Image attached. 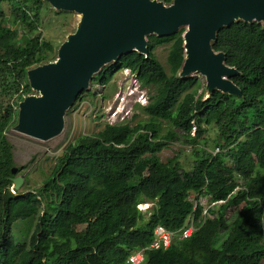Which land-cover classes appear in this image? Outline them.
<instances>
[{
	"label": "trees",
	"instance_id": "trees-1",
	"mask_svg": "<svg viewBox=\"0 0 264 264\" xmlns=\"http://www.w3.org/2000/svg\"><path fill=\"white\" fill-rule=\"evenodd\" d=\"M8 1L16 6L28 32L38 28L41 9L50 4ZM4 18L0 8V264H129L134 250L153 241L158 224L177 231L191 215L201 219L196 231L187 238L176 236L166 249H147L143 264H262V23L235 21L213 42L215 50L226 54V64L238 69L231 79L241 95L215 89L204 98L206 91L198 94L201 82L195 76L180 75L185 28L168 36H148L149 56L125 53L92 81L108 86L116 72L129 68L150 90L148 103L140 105L149 119L107 123L96 133L78 136L67 144L42 187L19 192L13 187L15 159L6 131L16 121V105L33 92L28 70L52 61L55 48L41 34L29 36L7 27ZM165 42L171 43L169 70L154 52ZM209 127L217 133L214 139L205 136ZM176 140L199 145L192 169H183L175 157L161 159L160 152ZM212 144L220 150H210ZM227 156L232 164L226 162ZM238 175L245 179L239 189ZM192 192L223 202L203 218L202 206L193 209ZM147 202L153 205L146 217L139 205ZM40 203L44 209L34 230L29 236H15L14 224L29 219ZM80 225L86 226L78 229ZM220 233L226 236L218 247Z\"/></svg>",
	"mask_w": 264,
	"mask_h": 264
},
{
	"label": "water",
	"instance_id": "water-1",
	"mask_svg": "<svg viewBox=\"0 0 264 264\" xmlns=\"http://www.w3.org/2000/svg\"><path fill=\"white\" fill-rule=\"evenodd\" d=\"M58 10L83 14L78 29L59 47L56 60L28 70L32 89L19 103L16 129L48 139L64 127L66 111L91 84L93 77L132 51L149 56L148 36H168L185 27L182 76L201 72L207 79L205 98L215 90L241 95L231 77L239 71L226 64V54L213 42L235 21L264 26V0H45ZM12 168L13 187L24 177Z\"/></svg>",
	"mask_w": 264,
	"mask_h": 264
},
{
	"label": "rangeland",
	"instance_id": "rangeland-1",
	"mask_svg": "<svg viewBox=\"0 0 264 264\" xmlns=\"http://www.w3.org/2000/svg\"><path fill=\"white\" fill-rule=\"evenodd\" d=\"M0 5V8L5 13L4 20L7 27H17L23 34L29 36L41 34L43 40L53 44L55 52L51 53L52 61L57 59L59 47L78 29L83 18V14L77 11L62 12L50 6V4H45L43 5L44 8L41 9V20L38 22V28L28 32L27 25L18 17V11L12 2L2 0ZM170 44V42L157 44L154 49L156 56L167 70H169L167 56ZM191 75L201 82L198 94L204 90L206 91L207 79L205 75L201 72H194ZM104 94H107V96L105 97ZM149 94V89L140 86L136 74L126 70L116 72L108 86L92 81L81 99L76 101L66 111L62 131L48 139H41L16 129L15 126L19 120L20 110V105L17 104L16 110L18 114L16 121L6 131V135L13 147L14 166L18 167L17 174L24 177L23 184L18 191L38 190L42 187L46 178L52 173L58 159L63 155L67 144L74 141L78 136L96 133L102 130L107 123L123 121L125 116L126 119L124 121H130L132 124L137 123L139 120H148L149 116L142 111L140 105L143 106L148 103ZM31 95L37 96L40 95V92L33 89ZM16 98L17 95L14 96L13 100ZM134 114H137V117L132 119ZM166 132L167 126L164 125L162 134L164 135ZM193 133H195V128ZM216 135V131L209 127L205 136L214 139ZM201 142H203V139ZM197 147L188 145L180 140L171 141L160 152V156L163 161L175 157L179 160L183 169L190 170L195 164L196 155L194 150ZM216 147L215 144H212L209 149L216 150ZM226 162L232 164V158L227 156ZM244 180L239 175L235 178V182L239 185L238 188L243 187ZM190 197L193 202H199L201 199L197 192H192ZM152 205V203H147V205L143 204L141 206V209L146 211V217L149 216L150 213L147 210ZM43 209L44 206L40 203L29 219L16 222L13 227L15 236H29L43 213ZM235 210V208L229 210L228 216L233 217ZM85 226L80 225L77 228L82 229ZM225 236V233H220L216 246L219 247L221 245ZM262 264H264V260Z\"/></svg>",
	"mask_w": 264,
	"mask_h": 264
},
{
	"label": "built area",
	"instance_id": "built-area-1",
	"mask_svg": "<svg viewBox=\"0 0 264 264\" xmlns=\"http://www.w3.org/2000/svg\"><path fill=\"white\" fill-rule=\"evenodd\" d=\"M127 71H129V70H127ZM115 116H116V113H115ZM125 119H126V116L123 118V121ZM215 149L216 150H214V152L216 153L220 150V147L218 146ZM13 192H15V190H13ZM199 195H200L201 199L199 202H194L193 209L196 208L197 206H202L203 218H206L209 215V212H210L209 210L211 207L223 202V201H213V200H211V198L209 196L204 195V194H199ZM190 199H191V197H190ZM207 200H208V202H207ZM200 221H201V219H197L195 217V215H191L190 217H188L184 226L177 231L170 230L166 226L158 224L154 228V239L150 243V245L134 250L130 254L127 262L129 264H143L144 260H145V252L147 249H161V248L166 249L172 244V242L176 236H179L180 238H187V237L191 236L196 231V229L198 228L197 226H198V223Z\"/></svg>",
	"mask_w": 264,
	"mask_h": 264
},
{
	"label": "clouds",
	"instance_id": "clouds-1",
	"mask_svg": "<svg viewBox=\"0 0 264 264\" xmlns=\"http://www.w3.org/2000/svg\"><path fill=\"white\" fill-rule=\"evenodd\" d=\"M124 70H129V72H131V70L129 69V68H126V69H124ZM132 73V72H131ZM136 74V73H135ZM136 76H137V74H136ZM138 79V78H137ZM139 81V80H138ZM141 86V85H140ZM243 188V187H242ZM237 189H239V188H237ZM148 203V202H147ZM147 203H142V204H140L141 206H143V204H146L147 205ZM139 205V207H140V209H141V206ZM142 210V209H141Z\"/></svg>",
	"mask_w": 264,
	"mask_h": 264
}]
</instances>
